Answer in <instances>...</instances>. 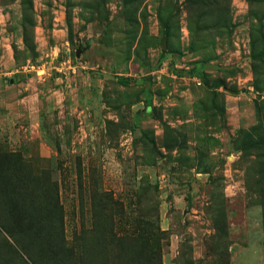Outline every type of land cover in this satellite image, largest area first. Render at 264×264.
<instances>
[{
	"label": "rangeland",
	"instance_id": "obj_1",
	"mask_svg": "<svg viewBox=\"0 0 264 264\" xmlns=\"http://www.w3.org/2000/svg\"><path fill=\"white\" fill-rule=\"evenodd\" d=\"M6 110L0 264H264V0H0Z\"/></svg>",
	"mask_w": 264,
	"mask_h": 264
},
{
	"label": "built area",
	"instance_id": "obj_2",
	"mask_svg": "<svg viewBox=\"0 0 264 264\" xmlns=\"http://www.w3.org/2000/svg\"><path fill=\"white\" fill-rule=\"evenodd\" d=\"M60 63V67H58V68H56V67H53V68H55V70L57 71V72H59V73H61L62 71H60V69H62L63 68V66H61V65H63V63H61V62H59ZM40 65H32V66H26L25 67V70L26 71H35V73H39L37 70L39 69V68H41V70H42V67H44V66H47V65H43L42 67H39ZM41 70H39V71H41Z\"/></svg>",
	"mask_w": 264,
	"mask_h": 264
},
{
	"label": "crops",
	"instance_id": "obj_3",
	"mask_svg": "<svg viewBox=\"0 0 264 264\" xmlns=\"http://www.w3.org/2000/svg\"><path fill=\"white\" fill-rule=\"evenodd\" d=\"M0 114L4 115V116L0 115V120H3V119H8V120L10 119V120H13V121L16 120L14 115L11 112H9L8 110L0 112ZM12 123L15 124V122H12Z\"/></svg>",
	"mask_w": 264,
	"mask_h": 264
},
{
	"label": "trees",
	"instance_id": "obj_4",
	"mask_svg": "<svg viewBox=\"0 0 264 264\" xmlns=\"http://www.w3.org/2000/svg\"><path fill=\"white\" fill-rule=\"evenodd\" d=\"M166 34V33H165ZM167 35V34H166ZM129 82V80L128 79H121V83L122 84H127Z\"/></svg>",
	"mask_w": 264,
	"mask_h": 264
}]
</instances>
